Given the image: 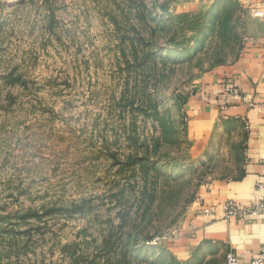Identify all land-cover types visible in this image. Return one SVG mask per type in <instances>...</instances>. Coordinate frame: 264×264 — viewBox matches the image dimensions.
<instances>
[{"label": "rangeland", "instance_id": "1", "mask_svg": "<svg viewBox=\"0 0 264 264\" xmlns=\"http://www.w3.org/2000/svg\"><path fill=\"white\" fill-rule=\"evenodd\" d=\"M240 12L235 0L0 10V264L223 263L224 245L185 258L174 244L200 187L241 173L243 124L224 119L197 145L185 113L195 82L238 57Z\"/></svg>", "mask_w": 264, "mask_h": 264}, {"label": "crops", "instance_id": "2", "mask_svg": "<svg viewBox=\"0 0 264 264\" xmlns=\"http://www.w3.org/2000/svg\"><path fill=\"white\" fill-rule=\"evenodd\" d=\"M235 1L243 34L238 57L206 71L195 82L185 113L197 145L220 135L224 119L243 124L241 173L231 179L214 177L200 187L187 207L174 247L178 255L188 258L201 248L224 245L246 263L264 245V212L245 219L225 218L222 205L229 199L248 204L264 196V188L258 187L264 183V19L253 15V8L264 5V0ZM10 2L0 0V10L14 6Z\"/></svg>", "mask_w": 264, "mask_h": 264}, {"label": "built area", "instance_id": "3", "mask_svg": "<svg viewBox=\"0 0 264 264\" xmlns=\"http://www.w3.org/2000/svg\"><path fill=\"white\" fill-rule=\"evenodd\" d=\"M253 15L264 19V5L255 6ZM227 90L233 94L238 93L234 86H227ZM258 187L264 188V183H259ZM222 211L225 218L239 217L243 219L256 216L264 212V196H261L256 202L248 204H239L232 199L226 200L222 205ZM222 264H264V245L246 263L242 262L239 255L230 250L226 253Z\"/></svg>", "mask_w": 264, "mask_h": 264}, {"label": "water", "instance_id": "4", "mask_svg": "<svg viewBox=\"0 0 264 264\" xmlns=\"http://www.w3.org/2000/svg\"><path fill=\"white\" fill-rule=\"evenodd\" d=\"M23 1L24 0H13V1L10 2V5H15V4L21 3Z\"/></svg>", "mask_w": 264, "mask_h": 264}]
</instances>
